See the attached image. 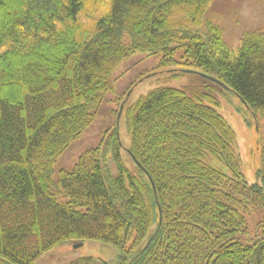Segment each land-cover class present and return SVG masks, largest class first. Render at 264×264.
I'll return each mask as SVG.
<instances>
[{
  "label": "trees",
  "instance_id": "16d2710c",
  "mask_svg": "<svg viewBox=\"0 0 264 264\" xmlns=\"http://www.w3.org/2000/svg\"><path fill=\"white\" fill-rule=\"evenodd\" d=\"M212 3L0 0V264H35L84 242L116 249V264H264V28L245 29L234 49ZM136 52L161 53L163 66L197 77L140 97L126 109L129 146L115 126L53 185L52 165L92 123L118 63ZM219 91L261 131L253 182L218 111Z\"/></svg>",
  "mask_w": 264,
  "mask_h": 264
},
{
  "label": "rangeland",
  "instance_id": "374dc122",
  "mask_svg": "<svg viewBox=\"0 0 264 264\" xmlns=\"http://www.w3.org/2000/svg\"><path fill=\"white\" fill-rule=\"evenodd\" d=\"M264 0H213L210 16L219 21V25L225 30L224 38L232 48H236L239 37L246 30L264 28ZM218 24V23H217ZM197 31V30H196ZM128 36L124 34L121 43L129 44ZM177 56L182 54L177 50ZM167 61L161 53L127 54L120 61L110 77L112 91L106 93L102 103L94 116L88 129L74 141L69 148L52 165L53 185L57 184L60 174L71 171L83 153L100 145L109 136L115 126L118 128L122 146H129V138L126 129V109L132 106L142 96H146L152 90L161 86L184 87L189 80L196 78L194 75L183 76L187 69L184 66L173 64L163 66ZM175 61H180L176 57ZM177 70L179 72H177ZM180 77L175 78V74ZM219 103V113L229 123L236 137V145L242 164L243 176L247 182L255 181V172L259 166V147L261 131L256 120L239 100L230 92L216 93ZM127 101V105L117 119L121 104ZM262 125V124H261ZM260 125V128H261ZM124 162L131 164L129 157L122 151ZM107 166L114 171L115 165L111 155L107 157ZM256 222V214L251 213L248 219L249 228L253 229ZM75 244H67L53 249L42 256L35 264H68L76 259L90 257L94 260L108 264H116L119 252L107 245L98 242H84L82 247L74 248Z\"/></svg>",
  "mask_w": 264,
  "mask_h": 264
},
{
  "label": "water",
  "instance_id": "95a60500",
  "mask_svg": "<svg viewBox=\"0 0 264 264\" xmlns=\"http://www.w3.org/2000/svg\"><path fill=\"white\" fill-rule=\"evenodd\" d=\"M205 79H207V80H209V81H211V82H214V83H216L217 85H219L220 87H222L223 89H225V90H229V88L227 87V86H225L224 84H222L221 82H219V81H217V80H215V79H213V78H210V77H208V76H204V75H202ZM122 109H123V104L121 105V107H120V109H119V112H118V116H117V119H119V117H120V115H121V113H122ZM150 179V178H149ZM151 181V180H150ZM152 184V183H151ZM152 188H153V186H152ZM154 189V188H153ZM83 246V243H79V244H76V245H74V248H79V247H82Z\"/></svg>",
  "mask_w": 264,
  "mask_h": 264
}]
</instances>
